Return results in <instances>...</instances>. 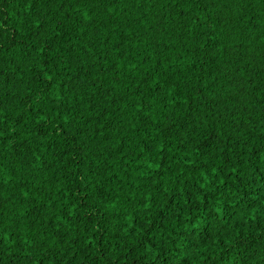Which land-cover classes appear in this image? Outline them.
I'll list each match as a JSON object with an SVG mask.
<instances>
[{"label":"trees","instance_id":"obj_1","mask_svg":"<svg viewBox=\"0 0 264 264\" xmlns=\"http://www.w3.org/2000/svg\"><path fill=\"white\" fill-rule=\"evenodd\" d=\"M0 264H264V0H0Z\"/></svg>","mask_w":264,"mask_h":264}]
</instances>
